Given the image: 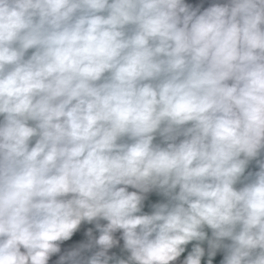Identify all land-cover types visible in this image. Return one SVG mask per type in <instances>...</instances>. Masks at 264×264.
Returning a JSON list of instances; mask_svg holds the SVG:
<instances>
[{
    "label": "clouds",
    "instance_id": "1",
    "mask_svg": "<svg viewBox=\"0 0 264 264\" xmlns=\"http://www.w3.org/2000/svg\"><path fill=\"white\" fill-rule=\"evenodd\" d=\"M0 264H264V0H0Z\"/></svg>",
    "mask_w": 264,
    "mask_h": 264
}]
</instances>
